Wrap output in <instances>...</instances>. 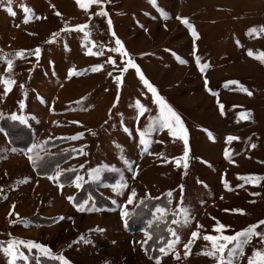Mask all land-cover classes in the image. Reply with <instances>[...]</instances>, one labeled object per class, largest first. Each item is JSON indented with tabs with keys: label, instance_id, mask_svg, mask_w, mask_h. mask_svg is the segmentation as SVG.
Listing matches in <instances>:
<instances>
[{
	"label": "rangeland",
	"instance_id": "1",
	"mask_svg": "<svg viewBox=\"0 0 264 264\" xmlns=\"http://www.w3.org/2000/svg\"><path fill=\"white\" fill-rule=\"evenodd\" d=\"M7 7L3 0L0 120L24 127L33 142L18 149L0 133V264H10L2 249L14 240L51 249L45 256L17 245V252L29 259L18 257L16 264H51L44 257L61 264L56 255L71 264H218L220 254L208 255L213 242L204 236L221 237L217 243L223 244V235L264 219V60L258 59L264 52V0H157L156 6L151 0H99L87 8L76 0H12L14 16ZM101 11L108 15H99ZM177 17L188 18L198 35ZM253 27L256 32L249 34ZM113 31L128 57L112 51ZM53 33L59 35L53 38ZM89 49L103 54H89ZM21 50L24 56H16ZM5 57L13 60L10 71ZM109 57L115 65L107 63ZM129 57L181 116L187 145L182 136L159 126L141 144L139 131L147 132L149 118L160 113L135 69L129 68L117 83L119 68ZM196 57L208 64L203 73ZM97 64L103 68L93 72ZM3 79L14 81L7 93ZM137 99L149 109L142 116ZM13 114L27 123L13 120ZM78 133L83 135L71 139ZM229 135L238 139L229 142ZM43 159L55 164L48 177L35 172L34 162ZM94 169H100L99 179L91 178ZM58 170L64 179L75 175L74 180L65 185L59 178L49 179ZM77 175L82 177L79 188ZM132 190L136 196L128 203ZM79 205L85 210L79 211ZM181 208L190 215L187 224ZM217 222L228 227L216 231ZM169 228L180 238L172 249L166 248L175 239ZM256 231H264V225ZM81 235L84 240L73 243ZM234 243L224 249L225 264ZM256 250L264 252V245L253 236L234 264L249 259L260 264Z\"/></svg>",
	"mask_w": 264,
	"mask_h": 264
},
{
	"label": "snow or ice",
	"instance_id": "2",
	"mask_svg": "<svg viewBox=\"0 0 264 264\" xmlns=\"http://www.w3.org/2000/svg\"><path fill=\"white\" fill-rule=\"evenodd\" d=\"M2 2H3V0H0V3H2ZM76 2H77V4H79V6L81 8H87L90 3L99 2V0H76ZM151 3L154 6H156L157 5V0H151ZM11 4H12V0H7V5H8L7 11L11 15L14 16L16 13L13 11V8L11 7ZM30 11L31 10L28 7H26V6L24 7V12L25 13H29ZM158 11H160V13H161V15L163 16L164 19H168L169 18L168 13L165 12L163 9H159L158 8ZM57 15H60V14L57 12ZM99 15L107 16L108 14L105 11H101L99 13ZM177 19H180L182 21V23L186 24L192 30V35L193 36H197L198 35L196 30H195V27L189 22L188 18H186V17H183V18L182 17H177ZM25 22H27V18H26ZM108 24H109V26H111V24H112V21H111L110 18L108 19ZM76 27L82 29L85 26L84 25H77ZM63 30L64 29H61V31H63ZM261 30L264 31V26H261ZM253 32H256V28L255 27H253V28H251L249 30V34H252ZM52 35H53V38H55L56 36L59 35V33H53ZM86 36H87V34H86ZM112 36L116 37L115 31L112 32ZM51 42L52 41H46V43H51ZM115 45H116V47L114 49H112V51H116V52L120 53V55L122 57H128L129 56L128 52L124 48V45H123L122 41L118 37H116V39H115ZM65 47H67V45H65ZM34 54L37 57H39L40 54H41V49L39 47H37L34 50ZM89 54L102 55L103 53L102 52L92 53L91 49H89ZM248 55L249 56H253L252 50H248ZM16 56L23 57L24 56V50H21V51L17 52ZM4 59L6 60V63H7V70L10 71L12 69V67H13V60L12 59H7L6 57ZM177 59L179 60V62L181 64L187 63V61L181 59L180 57H177ZM258 59L264 60V52H262L260 54ZM107 63L115 65L116 61L111 59V57H109V59L107 60ZM196 63L199 66V70L202 73L208 67L207 63H202L201 62L200 57H196ZM102 68H103V65L97 64V65L93 66L91 70L93 72H95V71L101 70ZM129 68H133V69L136 70L137 73H139V79L146 86L147 90L152 93V95L154 97V103L158 106L159 113H160L159 116L156 117V118H151V117L149 118L150 123L148 124L147 132L146 131H139L141 144H146V140L144 139V137L147 134L151 133L152 131L157 130V126H159V128H161V129L167 128L172 133L173 136H176V135L182 136V138L184 139L185 145H187L188 144V140H187L186 130L184 128V124H183L181 116L166 102L164 97L159 95L158 89L144 76V74L140 70L139 66L136 65L134 63V61L130 57L125 61L124 65L119 68V74L116 76L117 83L119 84L121 82V76H123V74L129 70ZM75 72H76L75 68L70 69L69 70V75L71 76V75L75 74ZM109 75H111V73H109ZM2 83L6 86L5 87V93H7L8 91L11 90L10 87H8V86L13 84L14 81L9 80V79H3ZM207 83H208V81L205 80L206 86H207ZM227 83H229V84H238L239 82L238 81H229ZM21 87H23V85H21ZM240 87L245 92H248V90L246 88H244L243 85H240ZM208 90L210 92L212 91L211 89H208ZM213 94L215 95V93H213ZM251 94H252L251 92H248V95H251ZM20 106L24 107V102L23 101H20ZM136 106L140 109L139 115H141V116L144 115L145 112L149 111V109L144 104H142L139 99L136 100ZM113 107H115V104L113 105ZM220 109H221V111H223V105L222 104L220 105ZM240 116L243 119H247L248 118L247 115L245 113H243V112L240 113ZM11 118L13 120H20L23 123H27L25 118L22 117V116H18V115L13 114ZM124 131L128 132L129 134H131L130 130L127 127L124 128ZM205 131H207V130H205ZM0 133H3L5 136H7V132H5L4 129H2V128H0ZM82 135H83L82 133H78L77 135L71 137V139H79ZM208 135L210 137L212 136V134L210 132H208ZM226 139H227V141L230 142V141L238 139V137L229 135V136H227ZM35 147H36V145H33V148H35ZM252 147H255V145H252ZM28 151L31 152L32 148H29ZM224 155H225V157H228L229 156L228 151H225ZM184 156H185V158L188 156V152L187 151L184 152ZM29 158L31 159V157H29ZM125 162L127 163V161H125ZM177 163H179V161H177ZM184 166L187 167V164L185 163ZM81 167H83V165H81ZM61 174H62L61 171L58 170L55 173V175L49 177V179L56 180V179H58L61 176ZM91 178L94 179V180L95 179H99L100 178V169L92 170ZM81 179H82V177H80L79 175H77L75 177L76 187L77 188H79L81 186L80 183H79L81 181ZM247 179H250L253 182H255V180L257 178L250 176ZM119 187L123 188V187H126V185L125 184H120ZM61 188H63V185H61ZM169 195H171V193H169ZM135 196H136V192H135V190H132L131 195L128 197V203H132L133 198ZM68 199H69V201H73V197L72 196H69ZM84 203L86 204L87 201H85ZM78 210L79 211H84L85 208H84L83 205H79L78 206ZM88 210H93V209H88ZM164 211L165 210L161 209V208H157L156 209L157 213H164ZM226 211H228V210H226ZM232 211L241 212V213L243 212L242 209H232ZM180 212L184 214L183 223L187 224L189 219H190V215H189L187 209L181 208ZM122 215L126 216L127 212L122 213ZM59 219L62 220V219H64V217L61 216ZM213 219H215V218H213ZM13 222H15V221H13ZM125 223H126V221H125ZM176 223H179V221L173 220V224H176ZM260 225H264V219L259 220L256 224L250 225V226L246 227L245 229L236 232L234 235H223L222 236V240L226 242V243H223V244H218L217 243V240L221 239V237L212 236V235L204 236V239L210 240V241L213 242V245H212L213 246V251L208 253V255L216 256L217 253H219L220 255L218 257V264H225V258H224V255H223L224 249H225V247H227V243H231V242L234 241L235 242L234 246L228 252V260H227V264H234L233 258L235 256H237V255L243 256V249H244L245 245L248 244L251 241L253 236L259 237L260 238V243L262 245H264V231H259V232L256 231V229ZM226 227H228V226H226L223 223L217 222L216 231H221V230L225 229ZM97 230L98 231H103V229H97ZM169 232L172 234L173 237H175V239L174 240H169L167 242L166 248L167 249H172L175 244L179 243L180 238H179L178 234L176 233V231H174L172 228H169ZM146 235H148V233H146ZM191 235H192V237H197L198 232L197 231H193L191 233ZM149 239H151L150 235H149ZM81 240H84L83 235H81L79 237V240L73 241V243H79ZM84 242L87 243L88 241H84ZM144 243H147V241H145ZM191 243H192V240L190 239L186 244H184V248L187 249ZM17 245L26 246L28 248L29 252H31V250L33 248H35V249H38L40 251V253L45 255V256H48V255L51 254V249L48 246L44 245V244L36 243L35 241H32V240H28V241H25V240L15 241L14 240V241L8 242V246L6 248L2 249L5 253H7V255L9 257H11L10 264H16V261H17L18 257L20 259H22L23 261H28V259H29V257L24 255L22 252H17ZM166 248L165 247H161L159 249L160 253L161 254H166ZM255 255L260 258V264H264V252H262L260 250H256ZM54 258L59 260L61 262V264H71L70 260H68L63 255H56ZM177 258H179V253H177ZM157 264H159V260H157ZM248 264H256V262L254 260H252V259H249Z\"/></svg>",
	"mask_w": 264,
	"mask_h": 264
},
{
	"label": "trees",
	"instance_id": "3",
	"mask_svg": "<svg viewBox=\"0 0 264 264\" xmlns=\"http://www.w3.org/2000/svg\"><path fill=\"white\" fill-rule=\"evenodd\" d=\"M0 127L4 129L5 132H7V139L13 145L15 148L18 149H27L28 146H30L33 142V139L31 135L27 134L24 130V127L18 125V124H5L4 119L2 118L0 120ZM34 153V152H33ZM52 160H42L40 162H34L35 172L38 176L42 177H48L52 175L54 172L55 164L51 163ZM44 163V164H43ZM75 176V175H74ZM74 176H71L68 179H64L63 177H59V182L62 184H67L74 180ZM81 193V192H80ZM79 195V194H78ZM129 220V219H128ZM46 261H50L49 263L57 264V261H53L47 258H43ZM52 261V262H51ZM57 262V263H56Z\"/></svg>",
	"mask_w": 264,
	"mask_h": 264
},
{
	"label": "crops",
	"instance_id": "4",
	"mask_svg": "<svg viewBox=\"0 0 264 264\" xmlns=\"http://www.w3.org/2000/svg\"><path fill=\"white\" fill-rule=\"evenodd\" d=\"M221 156H222V155H221ZM222 157H223V156H222ZM39 177H40V176H39ZM29 211H30V210H29ZM26 215H28V214H26ZM26 215H23L22 219H23V218L25 219ZM29 215H30V214H29ZM41 216H42V217H47L45 214H43V215L41 214Z\"/></svg>",
	"mask_w": 264,
	"mask_h": 264
}]
</instances>
